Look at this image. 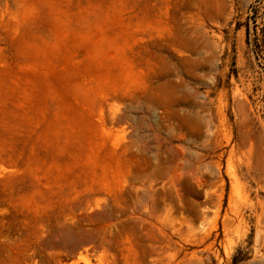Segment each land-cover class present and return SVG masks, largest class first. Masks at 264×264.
Instances as JSON below:
<instances>
[{
    "label": "rangeland",
    "instance_id": "374dc122",
    "mask_svg": "<svg viewBox=\"0 0 264 264\" xmlns=\"http://www.w3.org/2000/svg\"><path fill=\"white\" fill-rule=\"evenodd\" d=\"M0 264H264V0H0Z\"/></svg>",
    "mask_w": 264,
    "mask_h": 264
}]
</instances>
